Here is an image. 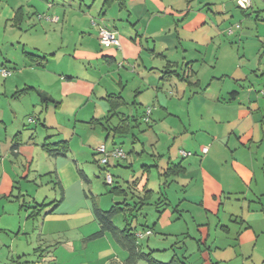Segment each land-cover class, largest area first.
<instances>
[{
	"label": "crops",
	"instance_id": "obj_1",
	"mask_svg": "<svg viewBox=\"0 0 264 264\" xmlns=\"http://www.w3.org/2000/svg\"><path fill=\"white\" fill-rule=\"evenodd\" d=\"M236 1L101 0L93 24L76 0H44L59 21L42 32L61 42L28 48L24 20L0 0V53L17 43L23 58L0 60L16 72H0V264H125L111 233L94 237V202L121 204L116 226L158 261L264 264V2ZM101 27L121 46L104 47ZM28 87L37 91L18 94ZM116 95L123 105L112 112ZM119 141L131 149L104 167L120 174L107 209L83 187L82 158L103 144L123 149ZM60 142L65 156L44 148ZM149 208L152 224H140Z\"/></svg>",
	"mask_w": 264,
	"mask_h": 264
},
{
	"label": "rangeland",
	"instance_id": "obj_2",
	"mask_svg": "<svg viewBox=\"0 0 264 264\" xmlns=\"http://www.w3.org/2000/svg\"><path fill=\"white\" fill-rule=\"evenodd\" d=\"M76 1H78V3H82L83 10H86V11L92 10L93 12L92 18L94 19L95 23H98L97 22V6L99 5V2L101 0H84V2H80L79 0H76ZM14 2H17V0H11V4H13L14 8L17 9L16 15L18 16L20 20H24V24H23L24 32H22V35L24 36V40L27 41L28 48H31V47L39 48L42 45L44 47H47L50 43L52 44V46L59 45V43L61 42L59 35L51 32V34L46 39L45 34L42 32L43 27L47 29H51V30H53V28L55 27L54 24H47V22L49 23L50 21H47L46 18H42V16H48L44 14L48 12V7H47L48 4L44 2V0H23L22 4L18 2L17 5H14ZM94 3H95V6L92 8ZM4 6H5V0H4ZM262 29H264V27H262ZM13 46L14 47L9 46V47L3 48L2 52L0 53V60H2L3 57L1 56L3 55L9 58H12L13 60L18 59L19 63L22 62L23 58H22L21 50L19 51L17 50V47L19 46L17 45V43H15ZM11 72L12 74L16 73L15 71H11ZM32 97H34L33 94H32ZM81 111H78V114H80ZM31 115H33V113H31ZM84 116L85 115L81 113V115H79V118L80 119L85 118ZM27 118L28 117L26 116L25 117L26 123H27ZM89 118L90 117H88V119ZM59 121H60L59 119H56V116L55 118L52 119V122L54 123H58ZM143 125H146V124H143ZM77 126H78L79 134L82 137H84L83 135L85 131L84 124L77 122ZM72 132L73 131L71 129L69 133L72 134ZM44 133H45L44 128L41 126V124H39L37 136L35 139L38 141L44 140ZM119 144L123 145V150L125 151V153H128L130 151L131 145L129 143L125 145L119 141ZM108 145H111V141H108ZM90 158L89 159L85 157L82 158L83 161H82L81 166H83V168L88 172V175L91 181V183H88V184L83 182V187L86 189V191H88V194L92 192L98 197V201L101 206L109 209L111 205H107V202L109 201V199H111L112 196L110 194L111 187L106 185V175L107 173H110L113 176L114 181L115 179L120 181L119 179L120 174L117 173L119 168H110L108 169L109 171H105L104 165L102 164L99 165L97 162H95L98 159V154L96 155V157L91 156ZM47 161L49 160H46V162ZM46 162L43 160L39 162V167L42 170H47L49 168L47 164L49 162L47 163ZM123 171L126 172L123 178H126L125 176H128V175L130 176L131 174H133V171L131 170H123ZM154 211L155 210H152L150 208L146 209L143 212L142 217L139 218L140 224L141 223L144 224L145 222H147L149 225H151L152 224L151 217L155 213Z\"/></svg>",
	"mask_w": 264,
	"mask_h": 264
},
{
	"label": "trees",
	"instance_id": "obj_3",
	"mask_svg": "<svg viewBox=\"0 0 264 264\" xmlns=\"http://www.w3.org/2000/svg\"><path fill=\"white\" fill-rule=\"evenodd\" d=\"M115 3H118L120 6H122L123 0H105L104 7L108 8ZM20 21L21 20L17 16L15 20L16 24H19ZM27 56L30 58H35L34 55L27 54ZM30 90L36 89L28 87L20 91L18 94L21 95ZM38 93L41 95L44 101H48L50 99L46 95H43L41 92ZM109 100L112 106V112H115L120 106L123 105L120 96H110ZM115 131L119 134L125 133L124 127L122 126L117 127ZM44 148L51 156H65L68 151V145L66 144V142H60L56 144L46 143L44 145ZM112 190L114 191L115 188H113ZM122 210L123 208L121 207V204H115L110 210L104 211L100 209L94 202L93 211L97 221L101 226V230L96 233L94 237L99 238L102 237L105 233H111L116 242L128 252V257L125 261V264H138L140 261H144L147 264H186L176 258H173L170 262L167 263L161 262L154 258L151 253H144L141 250L137 239L135 238L134 234L131 232V229L129 227H126L125 229H120L116 226L114 219L120 212H122Z\"/></svg>",
	"mask_w": 264,
	"mask_h": 264
},
{
	"label": "built area",
	"instance_id": "obj_4",
	"mask_svg": "<svg viewBox=\"0 0 264 264\" xmlns=\"http://www.w3.org/2000/svg\"><path fill=\"white\" fill-rule=\"evenodd\" d=\"M264 2V0H261ZM237 5L239 8H241L242 10H249L252 8L253 6V0H237ZM42 18H46L47 21L50 22H58L59 21V17H55V16H42ZM92 23L95 24L94 19L92 20ZM99 40L100 43L106 47H112V46H116V47H120V40L116 34V32L111 31L105 27H101L99 30ZM1 75L4 78L9 77L12 72L11 70L2 67L0 69ZM150 115H151V109L148 108V110L145 113V121L149 122L150 121ZM97 154L100 156L99 162L100 164L107 166L110 162V159L114 158V159H124L126 157V153L122 148H115L112 150H108V148L106 147V145H100L97 148ZM208 149L205 148L204 149V153H207ZM181 154L183 156H189L191 155V153L182 151ZM106 184L109 186H112L114 184V179L113 176L110 173H107L106 175ZM152 231H147L145 234H151ZM145 234H138V237L142 238Z\"/></svg>",
	"mask_w": 264,
	"mask_h": 264
}]
</instances>
